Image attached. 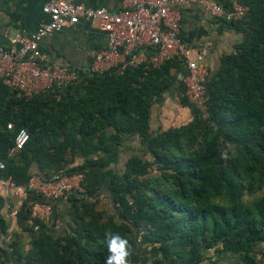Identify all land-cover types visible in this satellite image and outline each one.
I'll list each match as a JSON object with an SVG mask.
<instances>
[{"label": "trees", "instance_id": "obj_1", "mask_svg": "<svg viewBox=\"0 0 264 264\" xmlns=\"http://www.w3.org/2000/svg\"><path fill=\"white\" fill-rule=\"evenodd\" d=\"M237 1L248 7L246 15L218 23L241 39L208 75L206 118L185 95L178 59L82 76L30 100L0 85V179L24 185L32 174L47 179L44 171L68 152L84 159L101 155L63 173H82L92 197L104 186L112 211H97V199L68 195L69 231L30 228L31 249L24 256L16 251L18 259L9 264H217L205 256L210 249L217 258L228 251L242 264H258L249 254L264 246V0ZM173 91L192 120L152 130L153 105ZM20 129L30 139L19 159L8 158ZM133 140L142 154L107 174L106 158ZM3 205L0 197V211ZM27 217L25 204L17 223L28 227ZM8 228L0 215V233Z\"/></svg>", "mask_w": 264, "mask_h": 264}, {"label": "built area", "instance_id": "obj_2", "mask_svg": "<svg viewBox=\"0 0 264 264\" xmlns=\"http://www.w3.org/2000/svg\"><path fill=\"white\" fill-rule=\"evenodd\" d=\"M119 1L120 9L111 12L105 8L84 7L75 0H48L42 8L48 17L47 22L40 24L29 35L16 34L9 39L8 46H0V85L18 97L30 100L51 90L61 91L82 76L100 75L108 71L123 74L128 68L146 63L158 68L178 59L184 66L179 80L185 87V95L206 118L209 70L205 58L212 44L207 40L187 43L181 36V13L185 8L197 5L210 18L230 23L242 19L248 7L237 0H231L228 9L218 0ZM81 21L98 23L99 30L106 34L107 48L94 53L88 67L56 65L41 50V42L53 33L69 29ZM7 129L12 130L13 126L8 124ZM29 139L28 131L20 129L14 136L7 157H15ZM0 169H5L3 162H0ZM0 192L9 227L17 224L19 212L27 204L25 223L35 232L41 225L52 227L59 224L54 203L66 200L68 195L76 194L91 202L98 199L88 195L84 176L77 172L71 175L54 173L47 179L32 174L24 185L15 184L11 178L0 179ZM33 197L37 199L33 201Z\"/></svg>", "mask_w": 264, "mask_h": 264}, {"label": "crops", "instance_id": "obj_3", "mask_svg": "<svg viewBox=\"0 0 264 264\" xmlns=\"http://www.w3.org/2000/svg\"><path fill=\"white\" fill-rule=\"evenodd\" d=\"M48 0H0V46H8L9 39L16 34L29 35L33 33L40 24L47 22L48 17L43 13L42 8ZM76 3L88 8H105L108 11L116 12L120 9L119 0H75ZM229 0H218L222 5ZM181 36L187 43H193L199 40H207L212 44V49L205 58V64L210 74L218 70L220 59L223 55L229 54L235 50L239 44L241 35L233 30H219V23L207 16L199 6L191 5L185 8L181 13ZM199 33H201L199 36ZM41 50L48 54L51 61L59 66H73L85 68L90 65L92 55L107 48L106 34L99 30L97 22L81 21L77 25L53 33L41 42ZM151 117V129L159 128V122ZM161 121V120H160ZM164 123V121H163ZM133 145V146H132ZM127 147L121 148L118 154H114L108 161L110 164H120L124 157L128 156L127 151L135 146L137 141L133 140L126 144ZM131 146V147H130ZM108 167V165H107ZM115 171L119 168L114 165ZM107 170H109L107 168ZM108 199V192L103 190ZM1 194V192H0ZM99 199L101 197L99 196ZM107 203V202H106ZM109 205V199H108ZM110 208V205L108 206ZM57 213L63 214L64 218L52 231L62 233L68 230L66 224L71 222L67 219L70 204L68 200H59L54 203ZM108 208V209H109ZM107 210V209H106ZM62 211V212H61ZM110 213V210L108 211ZM60 216V215H59ZM61 217V216H60ZM64 224V225H62ZM15 233H22L17 225H12ZM52 228V227H51ZM69 231V230H68Z\"/></svg>", "mask_w": 264, "mask_h": 264}, {"label": "rangeland", "instance_id": "obj_4", "mask_svg": "<svg viewBox=\"0 0 264 264\" xmlns=\"http://www.w3.org/2000/svg\"><path fill=\"white\" fill-rule=\"evenodd\" d=\"M151 110H152V115L154 116L153 119L156 122H159V128L152 129L157 132L165 131L173 127H180V126L186 125L192 120V117H193L190 107H183L180 103L179 96H177L176 92L174 91L167 92L166 95H164L162 102H159V104H154ZM59 140H61V137H59ZM43 142L47 144L46 140H44ZM137 145H138V142H137ZM132 149L133 150H131L130 148L129 151H127L126 154H128V156L130 154L132 155L133 153H138L139 155L142 154L140 149L136 148L135 146ZM100 156L101 155H99V157ZM112 156L113 155H110V159H112L111 158ZM99 157L92 156L89 159H84V158H81L79 155L77 156L74 154L72 155L71 152H68L65 156V160L62 163L53 164L51 167H49L47 170L44 171V174L51 175L54 173L67 172L69 170H72L73 168H77L78 166H83L88 162H92V161L98 162ZM15 159H19L18 156H15ZM126 159L127 157L125 155L124 161H121L120 164L116 162V164L114 165H116L120 169L121 166L125 163ZM106 161L108 162L107 168L109 169V170L106 169L107 174L114 173L115 171L114 165L110 164L111 162L108 161V158H106ZM103 187L104 186L100 188L102 190L101 193L98 196H96L98 197V199H97L95 208L97 211L106 213L110 210V208L108 207L109 206L108 199L106 197H103L105 196L104 194L102 195V193L104 192ZM261 193L262 191H257L255 194L260 195ZM99 196L101 197V199H99ZM251 197H252L251 194L246 193L244 196V199L249 200L251 199ZM69 212L67 213L68 214L67 219L68 218L70 219L71 217V212L70 213ZM111 212L112 211L110 210V213ZM0 215L4 219L6 218L3 208L0 211ZM57 217H59L60 221H62L60 218L62 219L64 218V220L66 219L65 216L63 217V214L59 212L57 213ZM16 225H17V228L21 229L22 233H19L18 231L17 233H15L14 229L10 227L6 230L5 233H0V264H9L10 261L11 262L16 261L18 259V256L16 255V251L22 253V255L24 256L31 249L33 235L31 234L32 232L30 231V228L29 227L25 228L20 223H17ZM57 225L58 224H55L54 226H52V230L56 228ZM263 253H264V246L261 245V246L255 247L253 251L249 254V256L253 257L254 260H256V263L264 264ZM205 256L208 258L210 257L213 258L212 261L217 262V264H242L243 263V259L241 257L234 256L228 251H224L222 255L220 256V258H217L213 250L210 249L209 251L205 252ZM202 264H211V263L209 261H205Z\"/></svg>", "mask_w": 264, "mask_h": 264}]
</instances>
